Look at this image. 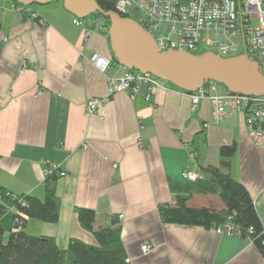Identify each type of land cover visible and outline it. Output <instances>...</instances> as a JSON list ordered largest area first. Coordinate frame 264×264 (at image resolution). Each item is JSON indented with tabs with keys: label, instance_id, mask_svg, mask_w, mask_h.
<instances>
[{
	"label": "crops",
	"instance_id": "obj_1",
	"mask_svg": "<svg viewBox=\"0 0 264 264\" xmlns=\"http://www.w3.org/2000/svg\"><path fill=\"white\" fill-rule=\"evenodd\" d=\"M55 1L22 16L12 0H0V192L42 197L46 169L64 172L55 186L59 218L27 219L25 230L53 237L61 249L71 238L96 245L78 221L76 208L87 207L96 230L119 222L132 264H264L249 237L166 223L158 209L184 191L183 169L219 166L220 148L235 143L229 172L251 194L264 226V146L250 139L243 118L213 122L208 99L192 106L170 82L148 99L143 90L109 94L107 77L122 68L101 72L89 58L93 51L112 57L107 32L91 16L74 24L75 15ZM93 99L102 102L90 112ZM189 204L224 208L218 195L197 192ZM146 242L151 249L142 253Z\"/></svg>",
	"mask_w": 264,
	"mask_h": 264
},
{
	"label": "built area",
	"instance_id": "obj_2",
	"mask_svg": "<svg viewBox=\"0 0 264 264\" xmlns=\"http://www.w3.org/2000/svg\"><path fill=\"white\" fill-rule=\"evenodd\" d=\"M115 11L121 16L135 19L152 34L159 50L182 49L213 50L219 55L233 56L247 53L256 55L264 67V0H115ZM19 13L31 12V7L12 4ZM36 15L35 13L32 14ZM257 24L254 25V19ZM81 17L75 16L73 23L82 24ZM43 23L44 20L41 19ZM93 24L100 31H107L102 19H93ZM90 62L101 72L107 71L114 63L113 57H106L96 51L91 52ZM122 73L110 75L108 79L109 94L127 90L130 96L143 90L145 99L162 87L166 81L149 72L143 73L119 64ZM215 82L202 84V87L188 93L192 106L202 99H208L212 108L211 119L221 122L225 118L239 114L243 120L250 139L264 146V94L249 95L231 92L226 87L219 92ZM102 101H87V108L92 112ZM193 156V153L192 155ZM52 173L54 167L46 169ZM61 175L64 172L60 173ZM183 179L195 181L203 178L199 169H183ZM119 217H122L120 214ZM217 233L234 232L231 223L224 222L212 227ZM264 233V229H263ZM264 243V239H263ZM151 244L141 246L142 253H148ZM129 261V259H126Z\"/></svg>",
	"mask_w": 264,
	"mask_h": 264
},
{
	"label": "trees",
	"instance_id": "obj_3",
	"mask_svg": "<svg viewBox=\"0 0 264 264\" xmlns=\"http://www.w3.org/2000/svg\"><path fill=\"white\" fill-rule=\"evenodd\" d=\"M104 11L115 10V0H95ZM13 4H20L12 0ZM22 5V4H20ZM24 5V4H23ZM32 7V5H25ZM23 11L22 16L27 15ZM102 19L107 28L109 22L98 12L89 15ZM107 32V31H105ZM206 50H192L200 54ZM113 63L119 65L113 56ZM211 81H206L207 84ZM215 82V81H213ZM217 83V82H215ZM221 86L220 83H217ZM225 87L224 85H222ZM188 92V91H186ZM235 143L220 148V165L199 168L203 178L180 183L182 193L176 194L173 203L158 207L163 222L181 225L216 227L228 222L235 235L249 237L264 255V226L253 198L243 183L229 172L230 158L236 152ZM59 172L53 170L43 179V195L14 194L1 190L0 194V264H132L127 261L120 240V225L115 219L109 227L94 229L95 211L77 207L78 221L84 229L94 233L97 244H87L79 238H71L66 249L57 246L55 239L47 235L30 234L25 230L27 219L54 223L59 218L60 202L55 191ZM197 192L218 195L223 209L213 206H191L189 200Z\"/></svg>",
	"mask_w": 264,
	"mask_h": 264
},
{
	"label": "water",
	"instance_id": "obj_4",
	"mask_svg": "<svg viewBox=\"0 0 264 264\" xmlns=\"http://www.w3.org/2000/svg\"><path fill=\"white\" fill-rule=\"evenodd\" d=\"M24 5H45L55 0H15ZM66 10L81 18L94 12L107 17V35L112 57L119 64L163 78L187 93L206 81H215L231 92L249 95L264 94V74L259 62L247 53L221 56L213 50L200 54L182 49L159 50L151 33L135 19L121 16L115 10L104 11L95 0H62Z\"/></svg>",
	"mask_w": 264,
	"mask_h": 264
},
{
	"label": "rangeland",
	"instance_id": "obj_5",
	"mask_svg": "<svg viewBox=\"0 0 264 264\" xmlns=\"http://www.w3.org/2000/svg\"><path fill=\"white\" fill-rule=\"evenodd\" d=\"M56 2H60V0L59 1H55L54 3H56ZM32 6H38L37 4H34V5H32ZM257 24V19L255 18L254 19V25H256ZM251 60H257L258 62H259V59H258V57L256 56V55H252V54H250L249 56H248ZM260 63V65H261V62H259ZM221 88H223V86L221 85L220 86ZM219 92H222V91H219Z\"/></svg>",
	"mask_w": 264,
	"mask_h": 264
},
{
	"label": "flooded vegetation",
	"instance_id": "obj_6",
	"mask_svg": "<svg viewBox=\"0 0 264 264\" xmlns=\"http://www.w3.org/2000/svg\"><path fill=\"white\" fill-rule=\"evenodd\" d=\"M207 51V50H206ZM259 70L261 71V73L264 74V67L262 65L259 64Z\"/></svg>",
	"mask_w": 264,
	"mask_h": 264
}]
</instances>
